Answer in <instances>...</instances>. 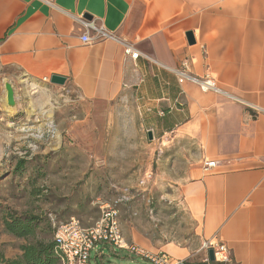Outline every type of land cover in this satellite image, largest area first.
I'll return each mask as SVG.
<instances>
[{
    "label": "crops",
    "instance_id": "obj_1",
    "mask_svg": "<svg viewBox=\"0 0 264 264\" xmlns=\"http://www.w3.org/2000/svg\"><path fill=\"white\" fill-rule=\"evenodd\" d=\"M84 23L108 38L88 30L84 43ZM0 58L33 79L65 77L94 105L136 108L154 139L197 145L200 163L218 162L181 185L200 245L132 243L209 264L202 246L216 239L232 264H264V0H0ZM185 64L218 90L179 83Z\"/></svg>",
    "mask_w": 264,
    "mask_h": 264
},
{
    "label": "rangeland",
    "instance_id": "obj_2",
    "mask_svg": "<svg viewBox=\"0 0 264 264\" xmlns=\"http://www.w3.org/2000/svg\"><path fill=\"white\" fill-rule=\"evenodd\" d=\"M127 45L131 44L125 43V51ZM1 61L0 264L18 260L21 246L28 242L6 233V218L40 217L38 238L54 240L61 224L75 218L84 227L92 226L104 206L113 207L119 200L121 230L128 243L150 251L143 238L158 245H200L195 221L180 194L181 185L194 177L193 169L208 173L207 159L201 163L196 159L201 155L197 145H173L153 134L150 140L146 116L136 108L94 105L84 101L70 82L58 86L50 79H35L51 92L56 106L50 120L45 117L50 108L30 117L22 81L32 77ZM6 83L15 90L13 114L8 111ZM96 250L91 264H154L108 244Z\"/></svg>",
    "mask_w": 264,
    "mask_h": 264
},
{
    "label": "built area",
    "instance_id": "obj_3",
    "mask_svg": "<svg viewBox=\"0 0 264 264\" xmlns=\"http://www.w3.org/2000/svg\"><path fill=\"white\" fill-rule=\"evenodd\" d=\"M51 1V0H50ZM87 28L86 33L82 36L84 43L91 42L88 30H94L96 38L103 40L108 38V34L103 28H97L92 23H84ZM128 46V47H127ZM125 53L132 60H137L140 53L133 51L132 45H127ZM179 83L186 81L192 82L200 87L203 92L217 91V85L214 78L210 76L198 77L187 71L186 64L183 70L177 72ZM218 166L217 161L206 160L204 162L205 172H211ZM122 200L116 201L112 207L106 205L102 208L103 212L100 220L94 225L84 227L79 220L71 218L70 221L61 224L56 228L54 241L57 245V252L60 256L59 264H91V253L101 244H108L120 250H127L140 257L146 258L154 264H186L183 260H176L165 252L151 254L139 245L128 243L122 233L120 223V211L117 206ZM202 249L208 254L209 250L214 251L216 264H232L231 253L223 242L212 239L206 241ZM207 263H211L209 255L206 258Z\"/></svg>",
    "mask_w": 264,
    "mask_h": 264
},
{
    "label": "trees",
    "instance_id": "obj_4",
    "mask_svg": "<svg viewBox=\"0 0 264 264\" xmlns=\"http://www.w3.org/2000/svg\"><path fill=\"white\" fill-rule=\"evenodd\" d=\"M41 218L35 216H10L4 220L6 233L18 239L27 240L21 246L22 256L18 260L5 261V264H59L60 256L56 242L38 238Z\"/></svg>",
    "mask_w": 264,
    "mask_h": 264
},
{
    "label": "bare ground",
    "instance_id": "obj_5",
    "mask_svg": "<svg viewBox=\"0 0 264 264\" xmlns=\"http://www.w3.org/2000/svg\"><path fill=\"white\" fill-rule=\"evenodd\" d=\"M132 50L134 52L136 51L134 48H132ZM45 81H47V79H45ZM22 83L25 85V91H26V95L28 97L29 116L30 117L35 116V114L39 110H41V108H50L45 113L47 115V116H45V117H47V120L48 119L50 120V118L52 117L51 116L52 115V109L56 106L55 103L53 102L54 100H53V97L51 95V92L45 86H42L39 83H37V81L33 78H25L22 81ZM36 94L39 95L38 96L39 98L34 97ZM3 103L5 105L6 98H3ZM9 108H10V109H8L9 113L13 114L16 107H13V108L9 107Z\"/></svg>",
    "mask_w": 264,
    "mask_h": 264
},
{
    "label": "water",
    "instance_id": "obj_6",
    "mask_svg": "<svg viewBox=\"0 0 264 264\" xmlns=\"http://www.w3.org/2000/svg\"><path fill=\"white\" fill-rule=\"evenodd\" d=\"M85 18L91 19V17L89 15H86ZM187 36H188L189 42L191 44H194L195 40H194L193 33L189 32ZM66 82H67V79L65 77H62V76L54 75L51 78V83L54 85L64 86L66 84ZM5 91H6V97H7V105L11 108L15 107L16 106V100H15V90H14L13 86L10 83H6L5 84ZM149 138L150 139L153 138L152 133H149ZM208 254H209L210 261L215 262L214 251L209 250Z\"/></svg>",
    "mask_w": 264,
    "mask_h": 264
}]
</instances>
